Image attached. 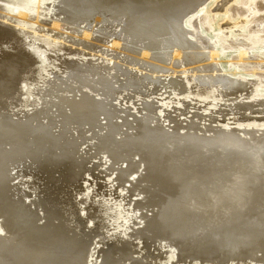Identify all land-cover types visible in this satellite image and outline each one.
Listing matches in <instances>:
<instances>
[{
	"label": "bare ground",
	"instance_id": "1",
	"mask_svg": "<svg viewBox=\"0 0 264 264\" xmlns=\"http://www.w3.org/2000/svg\"><path fill=\"white\" fill-rule=\"evenodd\" d=\"M48 1L63 4V13L73 9V22H77V27L83 24L91 27L93 24L91 33L106 31L109 27L117 29L122 25L125 39L134 46L152 50L162 59L169 57L171 48L183 50L191 60L204 59L202 50H198L199 47L189 37L192 34L186 26L191 20L187 18L201 11L212 0ZM230 1L220 9L226 10ZM41 4L47 3L37 0V7L33 5L29 10L40 14ZM17 60L22 62V59H13L0 73V101L2 97H10L13 90L5 87V83L11 79L14 67L19 63ZM82 65L85 66V62ZM84 66H70L68 76L61 78L59 83L52 82L50 94L56 99L53 97L46 101L39 115L26 114V119H16L7 109L9 104L0 109V264H86L88 259L94 258L98 241L97 247L89 250L95 243L87 246L86 240L70 234L72 229L58 228V224L50 220L55 216V213L52 214L54 210L48 214L37 186L32 188L39 203L16 182L19 172L21 174V169L26 166L25 159L36 160L37 154H41L39 150L33 151L36 139L41 143L64 139L79 146L82 138L83 141L94 139L98 149L103 153L106 151L115 162L124 163L120 181L129 182L130 192L136 191L139 197L133 211L135 215L139 213L137 218L141 226L132 237L136 236L143 244L168 247L179 260L183 258L179 264H185L187 260H196L198 264L207 261L231 264V261L241 260L264 264V133L253 129L255 126L243 132L229 125H224L227 129L214 128L215 125L211 124L216 116L206 112H192L194 118L190 116V120H184L181 117L186 116L188 105L184 106L186 109L179 108L178 113L170 117H165L162 111L156 114L157 107L151 101L145 105L149 111L146 116L143 113L140 117L125 113L124 109L117 108L110 101L117 90L113 80L109 82L99 65H87L86 69ZM126 75L132 76L131 73ZM132 77L135 78L134 75ZM139 79L145 81L141 77ZM209 79L211 83L223 84V88L229 87V94L233 96L250 92V89L253 91L249 84L251 80H236L224 74L213 75ZM135 80L133 83L136 84ZM150 80L147 83L150 89L185 91L181 81L154 78V82L150 83ZM202 86L208 88L207 84ZM66 92L72 95L68 96ZM238 103L232 102L228 108L235 107L239 113H244L253 106L247 102ZM52 113L57 118L55 122L50 119L51 123L37 121L33 125L32 120L39 119L38 116ZM51 124H61L65 132L53 136L49 127ZM74 129L79 131L77 138L72 134ZM88 133H91L89 138L85 136ZM23 181L20 180L28 186ZM79 221L76 226L81 229ZM85 232L86 236H91L90 231ZM87 239L90 240V237ZM117 239L121 241V249L127 248L126 251L123 249V264H130L129 260L133 261L131 264L142 263L143 259L131 257L130 249L136 244L133 246V242L128 243L129 240L124 238ZM103 241L102 251L106 256L105 260L101 258L100 264H117L111 252L121 246L116 244L117 240L107 242L103 238ZM112 247L113 250L106 253L105 250Z\"/></svg>",
	"mask_w": 264,
	"mask_h": 264
},
{
	"label": "rangeland",
	"instance_id": "2",
	"mask_svg": "<svg viewBox=\"0 0 264 264\" xmlns=\"http://www.w3.org/2000/svg\"><path fill=\"white\" fill-rule=\"evenodd\" d=\"M42 1L47 4H41L40 14H37L36 11L29 10L33 8V5L37 7L35 5L37 0H0V73L7 68L8 62L13 59H22V62L17 60L19 63L14 67L11 79L5 83V87L13 88V90L10 97L1 98L0 109L9 104L10 107L8 106L7 109L16 119H26L27 115L38 114L45 107V102L54 97L50 94V89L54 84L52 82L59 83L61 78L70 74V66L72 68L75 65L82 67L85 62V69L87 65L88 67L99 65L98 67L106 74L109 82L113 80L112 84L117 90L110 101L117 108L124 109L125 113H134L139 117L143 113L146 116L149 111L146 110L145 105L151 101L157 107L156 114L159 115L162 111L165 117H170L178 113L179 108L183 110L185 105H188L189 108L186 107L188 110L185 108L186 116L181 117L184 120L194 118L197 112H206L216 116V120H212L214 124L206 122L208 125L209 123L211 126L215 125L214 128L227 129L224 125H229L233 126V129L240 128L243 132L244 130L250 131V126H255L253 129L258 131L260 129L261 133H264V0H231L228 2L227 12L220 8L228 0H212L201 11L191 14L187 18L191 22L186 27L192 34L189 35L190 39L199 47L198 50L204 53L203 60H201L203 57L200 60H191L183 50L177 48H171L169 57L166 60L162 59L152 50L140 45L134 46L125 39L122 25L117 29L109 27L111 30L108 28L102 31L103 34L102 32L91 33L93 24L91 27L83 24L78 28L77 22H73L75 19L73 9H68L67 13H63L61 8L64 6L60 2ZM215 13L221 14L216 15ZM118 71H124V75ZM127 73H131L135 78L127 77ZM112 74L114 75L111 76ZM220 74L228 78H236V80H251L252 83L249 84L252 85L253 91L250 89L251 91L247 93L230 95L229 87L223 88V84L219 85L214 81L212 83L209 81L213 75ZM137 75L141 79H144L142 77L144 76L145 81L137 78ZM133 78L136 79V84L133 83ZM154 78L181 81L185 85V91L183 93L171 90L166 92L160 87V89H150L147 83L149 80L150 83L154 82ZM203 84H207L208 88L203 87ZM66 94L72 95L70 92ZM98 97L102 98L100 95ZM243 101L252 104L253 106H250L252 108L244 113H239V109L235 107L228 108L232 102L239 104L238 102L244 103ZM225 110L226 112H223ZM192 112L195 113L193 116ZM54 117L53 113L45 117L40 115L39 119L32 120V122L33 125H36L37 121L49 122L50 119L55 122L57 118ZM49 127L53 136L65 132L61 124H51ZM72 134L77 138L79 131L74 129ZM85 136L89 138L91 133ZM80 141L82 142L79 146H76L64 139L42 143L36 139L33 151L39 150L41 154H37L36 160L28 157L25 159L26 166L24 170L21 169V174L19 172L20 179L18 178L16 182L25 189L26 193L30 192L33 195L32 198L39 203V199L33 194L34 188H32V186H37V192L43 200H41L42 204L47 206L45 207L49 211L48 214L54 210L52 214L55 213L57 218L54 216L50 220L58 224V228L72 229L70 234L77 239L86 240L87 246L95 243L89 247V250L95 247L98 241L97 253L92 260L88 259L86 264H100L99 261L105 260L106 254L102 251L103 242H105L103 238H106L107 242L117 240L116 244L121 246L114 249L115 252L113 247L111 250L104 249L106 253L113 250L112 259L114 258L117 264H123L121 261L125 259L124 253L127 249L123 248L125 251L121 249V241L117 238L129 240L128 243L133 242V246L136 244L130 249L131 257L138 260L143 259L140 264L144 262L145 264L181 263L183 258L180 257L179 260V257L177 258L171 250L170 252L168 247H160L151 243H146V245L145 242L141 243L136 236L132 237L134 231L141 226L140 219L137 218L139 213L135 215L133 211L135 201H138L139 197L136 191L130 192L129 182L120 181L119 175L124 163L115 162L106 151L103 153V150L97 148L94 139L83 141L82 138ZM23 179L26 180L23 181ZM20 180L28 186L22 184ZM39 212L42 214L41 210ZM77 221L82 224L81 229L76 226ZM71 224H74L72 228L69 227ZM85 230L90 231V240L87 239L89 237L85 235ZM128 262L131 264L133 261ZM191 263L198 264L196 260H187L185 264ZM212 263L208 262V264ZM257 263L249 260L231 261V264Z\"/></svg>",
	"mask_w": 264,
	"mask_h": 264
}]
</instances>
